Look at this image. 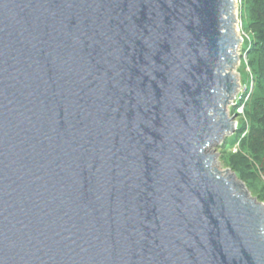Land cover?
<instances>
[{
    "label": "water",
    "instance_id": "1",
    "mask_svg": "<svg viewBox=\"0 0 264 264\" xmlns=\"http://www.w3.org/2000/svg\"><path fill=\"white\" fill-rule=\"evenodd\" d=\"M238 22L236 0H0V264H264V202L213 150Z\"/></svg>",
    "mask_w": 264,
    "mask_h": 264
},
{
    "label": "rangeland",
    "instance_id": "2",
    "mask_svg": "<svg viewBox=\"0 0 264 264\" xmlns=\"http://www.w3.org/2000/svg\"><path fill=\"white\" fill-rule=\"evenodd\" d=\"M236 13L238 17V29L243 38L238 49L239 61L236 65L235 71L238 73L241 86L236 96L228 104L227 108L231 116H235L236 129L227 135L220 143L213 147L217 154V167L221 171L230 169L235 173L238 180L242 181L248 189L252 197L257 198L258 201L264 202L257 194L261 193V188L264 186V172L258 169L256 162L252 161V157L247 155L249 164L246 165V174L242 170H236L232 166V153H241L242 139L249 133L251 126V119L246 112V103L251 99L250 94L255 90L256 78L252 74L250 65V55L246 50V46L251 44L254 40L253 33L247 28L248 7L246 0H236ZM248 92V93H247ZM250 98V99H249ZM235 108V113L234 109ZM240 125V127H239ZM241 128H244L242 131ZM256 167V169H255ZM255 172V173H254Z\"/></svg>",
    "mask_w": 264,
    "mask_h": 264
},
{
    "label": "trees",
    "instance_id": "3",
    "mask_svg": "<svg viewBox=\"0 0 264 264\" xmlns=\"http://www.w3.org/2000/svg\"><path fill=\"white\" fill-rule=\"evenodd\" d=\"M246 2L248 7L246 26L254 36L253 42L246 46V50L250 55L251 70L256 82L255 90L250 94L252 97L245 106L251 119L250 131L242 139L241 153L231 154L233 168L237 171L240 169L245 174L247 173L245 167L249 164L247 155L251 156L252 161L259 166L258 169L264 172V0ZM233 110L235 113V108ZM260 190L261 193L257 195L264 200V186Z\"/></svg>",
    "mask_w": 264,
    "mask_h": 264
},
{
    "label": "bare ground",
    "instance_id": "4",
    "mask_svg": "<svg viewBox=\"0 0 264 264\" xmlns=\"http://www.w3.org/2000/svg\"><path fill=\"white\" fill-rule=\"evenodd\" d=\"M238 26V25H237ZM241 45V44H240ZM238 49H239V47H238ZM238 91H239V88H238ZM222 173H223V175H225V176H227V175H229L230 173L229 172H224V171H222Z\"/></svg>",
    "mask_w": 264,
    "mask_h": 264
}]
</instances>
